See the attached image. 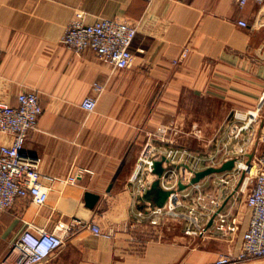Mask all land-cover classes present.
Returning <instances> with one entry per match:
<instances>
[{"label":"crops","instance_id":"crops-1","mask_svg":"<svg viewBox=\"0 0 264 264\" xmlns=\"http://www.w3.org/2000/svg\"><path fill=\"white\" fill-rule=\"evenodd\" d=\"M100 18L137 25L132 68L116 70L92 50L65 46L74 20ZM0 64V101L17 107L20 93L39 96L44 112L24 155L40 160L51 190L43 207L21 199L0 212V262L16 264L11 248L28 224L53 231L75 219L99 225L106 235L81 228L46 264H216L241 250L251 219L246 194L225 207L241 218L231 243L215 230L189 236L179 222L153 226L151 207L139 202L141 187L132 179L149 135L161 124L181 129L169 148L200 157L225 144L235 111L261 108L264 115V0L243 8L238 0H0ZM88 97L99 98L92 114L82 107ZM196 126L205 140L190 135ZM11 141L0 135V146ZM255 149L263 150L257 133L248 151ZM79 172L75 185L59 181ZM202 187L219 196L221 207L232 194L213 178ZM88 193L99 197L93 209ZM180 199L192 203L185 193ZM212 217L205 214L201 225L208 227Z\"/></svg>","mask_w":264,"mask_h":264},{"label":"built area","instance_id":"built-area-1","mask_svg":"<svg viewBox=\"0 0 264 264\" xmlns=\"http://www.w3.org/2000/svg\"><path fill=\"white\" fill-rule=\"evenodd\" d=\"M248 2L249 0H238L241 8ZM240 25L248 27L245 21H241ZM137 34V25L127 20L100 18L94 23L74 20L68 27L63 42L74 52L92 50L100 61L116 70H126L132 68L135 63L132 47ZM187 57L188 51H185L181 60ZM95 88L102 93V86L95 85ZM18 102L19 105L15 107L0 101V135L12 137L10 144L0 146V212L13 208L21 199H29L38 207H43L47 204L51 191L43 183L40 160L24 155L28 135L38 128L39 119L44 112L43 106L34 92L20 93ZM98 102V97H88L82 107L92 114L96 111ZM233 119L235 122L226 133L225 144H222L216 153L200 157L194 156L186 148H169L177 144L176 139L181 135V129L175 122L161 124L149 135L132 179L140 185L142 194L157 178L153 173L154 162L166 156L169 163L164 164L168 169L162 179V185L167 190H177L179 182L187 185L195 176L185 164L195 171H200L208 167H220L232 158L238 159L233 171L209 178H213L217 186L230 188L232 194L236 193L235 196L246 194V205L251 210V219L247 230L242 234L241 250L222 255L216 264H243L264 259V115L261 108L254 111L237 110ZM255 133L263 146L259 154L256 149L251 153L248 151ZM190 135L199 141L205 140L203 130L198 126L192 128ZM233 142L235 146L230 148ZM210 144H213V141ZM190 159H193V162H190ZM192 163H195L194 166ZM172 164L178 165L179 168H169ZM201 164L206 167L199 168ZM83 173L72 174L59 181L75 185ZM190 189L199 193L192 194ZM190 189L173 194L165 208L150 209L147 213L150 223L153 226H161L165 222H179L185 225L186 234L189 236H203L215 230L231 243L234 242L241 223L239 213L225 212V209L218 213L222 205L221 199L215 193L203 194L202 183ZM183 193L191 199V204H186L180 199ZM216 213L218 214L212 228L201 225V217L205 214L214 216ZM143 214L140 213V216L143 217ZM81 228H88L98 236L106 235L99 225L76 219L69 224L60 223L53 231L28 224L14 242L11 254L16 255V264H46L53 254L65 245L66 240ZM0 264L9 263L4 260Z\"/></svg>","mask_w":264,"mask_h":264},{"label":"water","instance_id":"water-1","mask_svg":"<svg viewBox=\"0 0 264 264\" xmlns=\"http://www.w3.org/2000/svg\"><path fill=\"white\" fill-rule=\"evenodd\" d=\"M252 157V156H251ZM238 159L232 158L226 162H224L220 167H208L200 171L193 170L188 164H185V166L194 172V177L191 180V182L187 185L183 184L182 182H179L178 189L177 190H167L162 185V179L167 171L168 168L164 166L165 163H169V160L166 156H163L160 160H156L154 162V170L153 173L157 176L156 180L153 182L150 188H147L142 194L138 196L139 202L146 204L148 203L151 207V209L155 208H165L168 202L170 201V198L175 193H181L184 191L189 190L192 186L196 184L202 183L205 179L211 177L212 175H218V174H224L227 172H231L235 169ZM169 168H179L178 165L172 164L169 166ZM235 192L225 201L224 205L218 210V213L222 212L225 207L228 205L230 200L235 196ZM99 197L94 194H87L86 203L87 207L93 209L98 202ZM143 206L141 208V211H143ZM216 213L209 225L208 229L212 228L217 214Z\"/></svg>","mask_w":264,"mask_h":264},{"label":"rangeland","instance_id":"rangeland-1","mask_svg":"<svg viewBox=\"0 0 264 264\" xmlns=\"http://www.w3.org/2000/svg\"><path fill=\"white\" fill-rule=\"evenodd\" d=\"M213 145L214 144H210V147L211 148H213ZM208 189V188H207ZM214 190H215V188H214ZM203 194H207V193H211V192H208V191H203V189H202V191H201ZM194 193H196V194H198L199 192H193L192 194H194ZM210 195V194H209ZM208 195V196H209ZM241 204V203H240ZM245 205V204H244ZM246 206V205H245ZM252 262H257V264H264V259L263 260H255V261H252Z\"/></svg>","mask_w":264,"mask_h":264}]
</instances>
